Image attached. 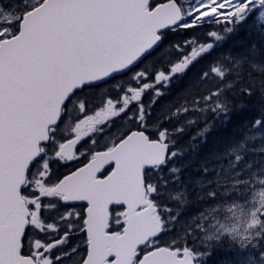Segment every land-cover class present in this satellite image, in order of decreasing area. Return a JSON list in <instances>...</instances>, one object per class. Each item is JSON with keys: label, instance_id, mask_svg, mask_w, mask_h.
Wrapping results in <instances>:
<instances>
[{"label": "snow or ice", "instance_id": "6c2138e0", "mask_svg": "<svg viewBox=\"0 0 264 264\" xmlns=\"http://www.w3.org/2000/svg\"><path fill=\"white\" fill-rule=\"evenodd\" d=\"M258 138L264 0H0V264H264Z\"/></svg>", "mask_w": 264, "mask_h": 264}, {"label": "trees", "instance_id": "16d2710c", "mask_svg": "<svg viewBox=\"0 0 264 264\" xmlns=\"http://www.w3.org/2000/svg\"><path fill=\"white\" fill-rule=\"evenodd\" d=\"M232 39H231L232 40L231 41L232 46L229 45V53H231L232 55H239L242 52H244L245 54H248L245 50L247 48H250L251 44L254 43V41L246 39L243 35L233 37ZM241 40L244 41L243 44L237 43V41H241ZM229 41H230V39L228 40V42ZM168 99H171V97L169 96V97L162 99L161 103H164ZM145 100L147 102V97L145 98ZM248 118L249 117L244 115V114L238 113L236 115L232 129H229V132L233 136H235L236 139L243 141L244 134H243V129L241 128V126L248 120ZM233 129H240V130L239 131H233ZM196 131H197L196 128H191L188 130V132L183 137H181L178 140L177 149L179 151H181V156L177 158V161H176L177 166H182L183 164L187 163L188 157H187V153L184 152V149L190 150V145L187 142L189 141V139H191L195 135ZM258 143H259V141L256 140V141H254L253 145L246 144L245 147L247 148V145H248V147L258 148L259 147ZM260 155L261 154H259V153H248L245 156V160L248 163H252L254 160L258 161L260 159ZM213 163H215V162H213ZM197 167H198V164H197ZM186 171H187V176L191 177V184H190L191 191L189 192V198L194 200L197 196V191H198L197 187L195 186V181L202 179V177L192 167H189ZM184 173H185V170L182 167V172H181V178L182 179L186 178ZM179 187L180 186H177V188H179ZM192 211H195V209H192ZM230 252H231V250L227 246H225L223 249L216 250L215 254L213 255V257L209 261V264H223L224 261H226L230 258Z\"/></svg>", "mask_w": 264, "mask_h": 264}, {"label": "flooded vegetation", "instance_id": "af4514ba", "mask_svg": "<svg viewBox=\"0 0 264 264\" xmlns=\"http://www.w3.org/2000/svg\"><path fill=\"white\" fill-rule=\"evenodd\" d=\"M5 2H6V0H5ZM175 40V39H177V37L176 36H172V35H169V36H167L166 37V40ZM233 40V39H232ZM231 39H230V41L228 42H225L224 44H223V47L220 49V51L221 52H224V53H229V45H231L232 46V43H231V41H232Z\"/></svg>", "mask_w": 264, "mask_h": 264}, {"label": "rangeland", "instance_id": "374dc122", "mask_svg": "<svg viewBox=\"0 0 264 264\" xmlns=\"http://www.w3.org/2000/svg\"><path fill=\"white\" fill-rule=\"evenodd\" d=\"M258 141H259V147L262 145V144H264V140H261V139H257ZM254 144V141L250 144V145H253ZM247 147H248V145H247Z\"/></svg>", "mask_w": 264, "mask_h": 264}]
</instances>
